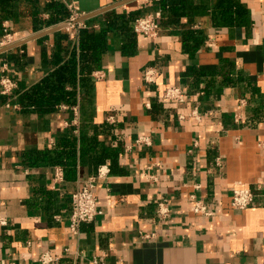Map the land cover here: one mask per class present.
Wrapping results in <instances>:
<instances>
[{"label": "crops", "instance_id": "crops-1", "mask_svg": "<svg viewBox=\"0 0 264 264\" xmlns=\"http://www.w3.org/2000/svg\"><path fill=\"white\" fill-rule=\"evenodd\" d=\"M57 1L74 5L82 17L117 4H123L113 9L119 13L161 14L160 0ZM201 1L189 3L201 7ZM215 1L191 24L183 19V26H161L155 39L136 36L131 54L122 52L121 35L112 32L100 68L90 74V100L82 102L78 82L75 103L53 112L25 107L21 96L54 70L44 53L55 49L52 35L60 30L27 40L68 19L39 31L28 17L3 22L0 50L18 46L0 53V76L6 66L18 88L12 100L0 95V264H39L44 252L58 256L57 264H264V0H240L250 11L249 28L212 25ZM107 12L78 23L103 29ZM40 17L50 19L47 13ZM185 26L204 31L194 58L183 48ZM5 31L12 37L2 47ZM224 64L231 65L233 84L219 83ZM149 67L158 70L155 85L143 81ZM189 67L215 73L217 82L190 88L184 103L158 101L166 87L188 89L183 75ZM103 126L110 133L99 135L103 143L94 150L118 153L113 170L111 159L93 163L86 142ZM72 134L75 157L66 155L59 165L46 152L66 149ZM138 137L151 145L136 146ZM101 167L109 171L96 189L103 213L73 233L71 196ZM57 169L63 181L54 184ZM243 187L256 198L247 209L233 210L232 190ZM192 196L213 215L192 213ZM162 201L171 215L161 223L156 209ZM146 234L154 236L147 241Z\"/></svg>", "mask_w": 264, "mask_h": 264}, {"label": "trees", "instance_id": "trees-1", "mask_svg": "<svg viewBox=\"0 0 264 264\" xmlns=\"http://www.w3.org/2000/svg\"><path fill=\"white\" fill-rule=\"evenodd\" d=\"M201 3V7H194L189 0H160V26H183V19H186L187 24L193 23L195 17L209 13V0H202ZM40 13H47L50 19L44 21ZM210 13L211 24L215 27L249 28L251 25L250 11L240 0H216ZM144 15L143 10L126 13L113 10L104 15L106 24L103 29L94 30L87 24L86 28L78 29L76 36H71L66 29L55 32L52 35L55 49L49 56L44 53V60L49 62L54 70L40 83L22 94L21 103L25 107H33L43 112H53L61 104L72 105L76 100L75 88L78 82H80L82 102L89 101L93 90L90 74L100 68L106 51L107 36L112 32L119 33L123 41L122 52L126 55L133 53L132 48L135 46L134 41L137 36L133 25L138 18ZM23 17L31 18L34 29L39 31L43 26L49 27L69 19L70 12L63 3L57 0H49L45 5H42L40 0H0V32L3 31V22H17ZM182 30L184 51L194 58L205 40L204 31H193L188 26L183 27ZM19 57L14 56L17 64L22 59ZM230 70L231 65L224 64L223 69L217 73L221 78L220 84H233L236 81ZM214 75L215 73L205 74L195 67H189L183 75L188 84V89L185 88L186 92L189 94L190 88H198L203 81L212 87L217 82ZM208 76L210 78H207ZM67 86H70L72 90H67ZM96 131V135L86 140L92 150L90 158L94 160L95 165L106 163L108 159H111L109 166L113 170V166L117 163L118 153L108 149L94 150L95 146L103 143L99 135H109L110 127L103 126L96 128ZM69 138L64 143L66 149L46 152L53 153L52 157L59 165H64L62 159L66 155H69V159L75 157L76 138L73 134Z\"/></svg>", "mask_w": 264, "mask_h": 264}, {"label": "built area", "instance_id": "built-area-1", "mask_svg": "<svg viewBox=\"0 0 264 264\" xmlns=\"http://www.w3.org/2000/svg\"><path fill=\"white\" fill-rule=\"evenodd\" d=\"M67 8L70 12V17L66 22V30L70 32L71 36H74V32L84 27L81 23L77 22L82 16L74 5H70ZM160 20V13L148 14L140 17L135 21L134 32L137 36L155 39L158 37L161 31V26L159 24ZM11 37V34L6 32L3 41L1 42V46L6 47V45L9 44ZM93 75L97 81L103 79V76L98 73ZM157 77L158 70L155 67H149L143 76V81L145 84L155 85L157 84ZM17 88V83L10 76L6 66H4L2 75L0 76V95L6 98L8 101L12 100L15 98L14 94ZM188 97L189 94L185 89L175 86L166 87L164 90L158 91L157 93L158 101L165 105L184 103ZM147 106L149 107L150 105L147 104ZM179 119H182V117H179ZM236 121L238 122V120ZM135 144L140 148L148 147L151 145V139L138 137ZM108 173L109 171L105 167L99 168L95 175L90 176L85 181L80 183L79 188L72 194L71 215L69 217V223L70 230L73 233H77L83 224L92 223L102 215L103 212L98 207L96 189L98 181L103 179ZM145 177L147 179L152 178L151 176L146 175ZM61 181H63V172L61 169H57L53 176V183L57 184ZM232 193L231 208L236 211H243L244 209L252 206L256 198V194L253 193V191L248 187H243V189L234 188ZM192 200V213L205 219L213 215L212 209L203 201L197 200L195 196H192ZM170 212L171 210L167 201H162L157 204L156 214L159 222L162 223L168 221L171 215ZM153 236V234H146L142 237L144 240L150 241ZM59 261L60 258L58 256H55L49 252H44L39 258V264H57Z\"/></svg>", "mask_w": 264, "mask_h": 264}, {"label": "water", "instance_id": "water-1", "mask_svg": "<svg viewBox=\"0 0 264 264\" xmlns=\"http://www.w3.org/2000/svg\"><path fill=\"white\" fill-rule=\"evenodd\" d=\"M120 5H123V4H117V5H115V6H111V7H109V8H106V9L101 10V11H99V12H96V13H94V14H90V15H87V16H83V17L80 18L77 22L85 21V20H87V19H89V18H92V17H95V16H97V15L103 14V13H105V12H107V11H110V10H113V9L119 7ZM64 28H66V25H65V24H64V25H61V26H58V27H56V28H54V29H51V30H49V31H46V32H44V33H42V34H39V35H37V36H34V37L30 38V39L27 40V41H30V40H33V39H37V38H40V37H42V36H46V35L51 34V33L55 32V31H57V30H61V29H64ZM27 41H25V42H27ZM25 42H24V43H25ZM22 44H23V43H22ZM19 45H20V44H19ZM16 46H18V45H15V46H9V47H7V48L1 49V50H0V53H2V52H4V51H7V50H10V49H12V48H14V47H16Z\"/></svg>", "mask_w": 264, "mask_h": 264}]
</instances>
